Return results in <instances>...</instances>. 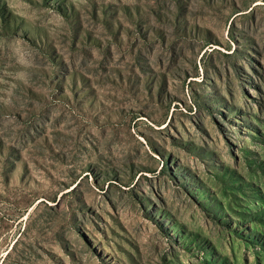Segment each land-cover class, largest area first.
Segmentation results:
<instances>
[{"label":"rangeland","instance_id":"obj_1","mask_svg":"<svg viewBox=\"0 0 264 264\" xmlns=\"http://www.w3.org/2000/svg\"><path fill=\"white\" fill-rule=\"evenodd\" d=\"M0 264H264V0H0Z\"/></svg>","mask_w":264,"mask_h":264}]
</instances>
